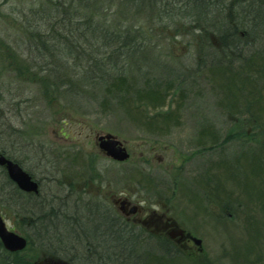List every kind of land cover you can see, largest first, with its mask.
I'll use <instances>...</instances> for the list:
<instances>
[{"label": "rangeland", "instance_id": "rangeland-1", "mask_svg": "<svg viewBox=\"0 0 264 264\" xmlns=\"http://www.w3.org/2000/svg\"><path fill=\"white\" fill-rule=\"evenodd\" d=\"M44 1L0 0V153L16 159L39 182V195L25 204L28 209L39 204L44 212L54 210L47 219L66 227L61 228L63 239L69 236L61 247L65 254L74 259V264L105 263L99 259L104 254L97 256L94 249L91 252V248L78 244L87 243L80 238L81 230L74 228L75 235L69 233L75 221L68 224L62 218V224L56 220L52 215L56 209L58 213L78 214L85 227L94 229L95 223L89 217L95 222L101 215L114 217L120 213L114 200L126 196L145 209L171 216L181 228L199 238L201 251L192 243L182 245V250L199 263L264 264V219L250 204L262 194L264 133L259 126L246 122L250 109L246 99L254 100V109L261 105V101H255L256 96L264 99V73H250L251 82L240 88L232 86L239 81L236 77H229L225 84L220 71L226 69V76L240 75L248 68L244 60L254 56V64L264 66V17L257 12V8L264 10V3L257 0L253 11L248 3L237 7L241 21L248 23L243 29L246 32L239 33L244 44L239 53L244 60L228 67L220 64V69H214L215 77L210 73L209 60L199 65L196 37L187 21H178L179 28L147 21L151 27L147 33L148 51L143 58H136L140 62L114 67L113 72L124 73L138 86H148L155 80L162 83L164 105L141 106L139 111L147 117L170 113L171 118L163 128L149 131L125 117L115 100L108 98L102 103L104 85L96 68L94 72L91 64L84 62V54L78 53L77 61L67 55L64 58L63 50H58L67 46L62 39L55 47L48 44L47 52L36 48L39 44L31 37V29L42 27L41 32L48 31L45 28L50 26L51 18L38 26L29 11H36ZM108 2L110 10L103 12L108 21L128 18L130 24L136 15L134 8L127 5L120 14L118 0ZM209 12L211 16L217 14L214 9ZM137 18L143 24L146 15H136L134 20ZM98 51L99 59L103 50ZM74 62L81 67L72 69ZM86 66L90 67L88 76L95 81L86 78ZM234 91L238 92L237 99H229ZM106 133L126 147V161L111 160L98 149L97 136ZM3 176L0 168L3 221L10 231L24 238L29 234L32 242L39 243V233L27 228L29 217L16 213L14 205L18 207L23 199L9 196ZM94 210L101 215L95 216ZM254 216L258 220H248ZM27 248L22 252L27 260L69 264L65 259L46 257L33 247ZM143 250L151 256L161 253L154 242L144 243ZM146 264L193 262L176 257L172 261L146 259Z\"/></svg>", "mask_w": 264, "mask_h": 264}, {"label": "trees", "instance_id": "trees-1", "mask_svg": "<svg viewBox=\"0 0 264 264\" xmlns=\"http://www.w3.org/2000/svg\"><path fill=\"white\" fill-rule=\"evenodd\" d=\"M226 1L227 0H118L119 6L121 7V9H119L120 14L123 9L129 5V8H134L136 15L142 13L146 15L143 24H140V18L134 20L136 15H134L129 24L126 22L128 18L108 21L106 15L103 14L105 9L110 10L111 6L108 5L110 3L108 0H45L44 5L42 4L36 11L31 10L29 12L36 17L38 26H40L39 24L41 21L43 24H46L45 20L48 18H51V24L45 28V30H48L46 32H41L42 27L40 29L38 27L37 29H31V37L35 38L39 44L36 47L39 51V48H43L45 52L49 51L47 47L48 44L52 47L54 45L55 47L57 43H60L59 39H62L61 43L67 46L57 49L63 50L64 58L67 55L68 59L77 61L79 60L78 53L84 54V62L88 65L91 64L89 66H91L92 70L96 68L98 71V79H100L102 82L101 84L104 85L103 91L105 97L102 103L108 100V98L115 100V103L122 110L125 117L133 122L141 124L143 127L145 126L147 130L152 131L155 130L154 128L156 127L161 128L165 126L167 121L171 118L170 113L147 117L146 113L144 115L139 109L141 106L158 108L164 105L165 93L161 89L162 83L160 84V80H155L148 86H138L134 83V80L128 79L124 73H114V67L120 69L119 67H121V65L125 66L127 63L136 64L140 62L139 59L136 58L144 57L145 50L148 51L146 48L149 47V44L146 42L147 33L151 30L148 22L161 27L174 24L176 28H179L178 21H187V26L192 36L196 37V52L199 65L209 60L208 63H210L211 68L210 73L213 77L216 76L214 69L217 67L220 69L222 67L220 64L225 63V66L228 67L234 61H243L244 58L240 56L239 51L244 47V44H242L243 42H241L240 39L242 33L246 32L243 31V29L248 23L246 24L241 21V15L239 16L237 7L244 3H248L247 7L253 11L252 8L257 0ZM261 1L264 3V0ZM213 9L218 15L211 16L212 13L209 11ZM263 11V9L257 8V12L262 18L264 17ZM29 27L31 26L29 25L28 28ZM153 27L154 26H152V28ZM256 27V24L253 23L252 28L255 29ZM240 32L241 35L239 34ZM97 33L99 34L97 35ZM93 46H95V49H93ZM101 48L103 51H101V56L98 59L97 57L100 55L98 50ZM209 48H214V50L210 51ZM65 50H67V52ZM73 50L77 51V55H74ZM256 57L257 56H254V58L249 57L247 60H244V66L248 68L246 71L239 72L240 75L226 76L224 75L226 69H221V79L223 78L225 82L229 77H236L239 81L237 83L234 82L232 86L234 87L237 85L240 88H242L241 86L244 84L250 83V73H264V66L262 67V65L258 66L254 64ZM261 61L264 62V60ZM89 66L85 67L86 70L89 69L85 72V76L87 75L86 78L95 81L96 78H92L91 75L88 76V74L91 73L89 72ZM75 67L79 68L81 65L78 66L77 63L74 62L71 68L75 69ZM82 67H84V65ZM96 70H94V72ZM236 74H238V70ZM225 84L228 85V82H225ZM165 87L169 89V85H165ZM236 92L237 91H234V93L229 96V99H237L238 92ZM250 92L254 93V91ZM255 101H261V108L254 109V100L246 99V106L248 107L250 105V109L248 108L249 110L246 113V122L251 125L259 126L261 128H259L260 131L264 133V127L262 126L264 125V99L258 95ZM159 116H161L159 118L161 121L160 124L157 125L158 121L156 120ZM1 153L6 155L4 152ZM6 156L11 159L9 155ZM12 160L17 162L16 159ZM17 163L19 164V162ZM4 172L5 171L2 170L4 175V186L8 188L9 196L16 200L23 199L22 204L18 207L14 205L16 213L29 217L30 227L27 228H31L40 235L39 243H34V241L32 242L31 240L32 238L29 237V234H25V237L28 239V248L33 247L38 250L41 255L65 259L69 264H74V259L67 256L64 252L65 249L61 248L62 246L64 247V239H68L69 237L67 234L64 239L61 236L62 229H66V227L64 225L62 226L63 228L59 227L58 224L52 223L53 220L50 221L47 219L54 210L50 209L44 212L43 206L39 204L28 209L25 203H28L30 198L36 197L39 194L28 195L22 193L8 180ZM261 190L262 194L250 204L256 207L255 214L264 219V182ZM214 195L216 196V194ZM215 203L222 204L218 203V201ZM247 206L249 207L250 205ZM55 212L57 215L56 213L52 215L55 216L56 220L57 218L60 219L62 224H64L62 218L65 219L68 224L75 221L69 233H74L75 235L76 231L73 230L74 228L81 230L79 234L80 238L84 241L86 240L87 243L83 244V242L78 241V244L81 243L79 245H81L82 248H91V252L92 249H94L97 254L99 253L98 255L96 254L97 256L104 254L101 256L105 258L104 260L98 257L101 261L105 262L104 264H146V259H165L166 261H172V259L176 257H182L190 263L193 262V264H204L199 263L195 256H188L176 243H173L168 238L150 233L139 225L126 222L118 213L114 215V217H103L99 211H95V216L98 213L101 216H98L99 220L96 222L95 218L89 217L95 223V228L89 229L87 226V228L85 227L82 217L78 214L58 213L57 209ZM248 220L253 222L258 220V218L254 216L249 217ZM77 224L80 228H78ZM148 242H154L158 249L161 250L158 256H151L143 250L144 243ZM73 246H75L74 243ZM0 264H35V262L30 259H25L22 252H6L0 243Z\"/></svg>", "mask_w": 264, "mask_h": 264}, {"label": "water", "instance_id": "water-1", "mask_svg": "<svg viewBox=\"0 0 264 264\" xmlns=\"http://www.w3.org/2000/svg\"><path fill=\"white\" fill-rule=\"evenodd\" d=\"M97 147L104 153L105 156L112 160L123 162L128 159L129 154L122 142L119 141L114 135L106 133L104 135L97 136ZM0 167H3L7 173V176L13 181L17 187L26 192L38 193V185L35 180L24 171L21 166L5 157L0 153ZM166 236L174 240L181 248L180 243L184 239H189L198 250L201 251V240L191 235L190 232H186L184 229L174 225V228L170 230ZM0 243L4 249L15 252L22 250L26 245L24 237L10 231L0 215ZM43 262H40V264Z\"/></svg>", "mask_w": 264, "mask_h": 264}, {"label": "flooded vegetation", "instance_id": "flooded-vegetation-1", "mask_svg": "<svg viewBox=\"0 0 264 264\" xmlns=\"http://www.w3.org/2000/svg\"><path fill=\"white\" fill-rule=\"evenodd\" d=\"M137 202L138 201H131L126 196H118V198L114 200V203L117 205L120 211L119 214L126 220V222H130L139 226L142 225L141 227H145V230L150 233L162 235L168 238L166 234L174 228L175 224L176 226L180 227V225L171 216L164 214V212L160 213L145 209ZM150 226H153L152 230H148L150 229ZM169 240L173 243H176L174 240ZM188 243H191V241L189 239H184L181 242V245H187Z\"/></svg>", "mask_w": 264, "mask_h": 264}, {"label": "bare ground", "instance_id": "bare-ground-1", "mask_svg": "<svg viewBox=\"0 0 264 264\" xmlns=\"http://www.w3.org/2000/svg\"><path fill=\"white\" fill-rule=\"evenodd\" d=\"M4 173H5L6 177L8 178V180L11 181V180L9 179V177L7 176V173H6V172H4ZM33 180H35V179H33ZM35 181L37 182V185H38V193H36V194H34V193H32V192H26V191H23V190L19 189V188L17 187V185H16L13 181H11V182L16 186V188H17L19 191H21V192L24 193V194H28V195H38V194H39L40 186H39V182H38L37 180H35ZM196 238H197V237H196ZM25 240H26V245H25V247H24L22 250L15 251V252H11V251H8V250L4 249L3 246H2V248H3L6 252H8V253H20V252H23V251L27 248V244H28V240H27L26 238H25ZM197 248H198V247H197ZM35 264H40V262H35ZM41 264H44V263H41Z\"/></svg>", "mask_w": 264, "mask_h": 264}]
</instances>
